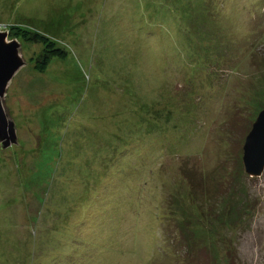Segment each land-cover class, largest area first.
Here are the masks:
<instances>
[{"label":"rangeland","instance_id":"374dc122","mask_svg":"<svg viewBox=\"0 0 264 264\" xmlns=\"http://www.w3.org/2000/svg\"><path fill=\"white\" fill-rule=\"evenodd\" d=\"M11 26L67 57L19 40L0 264H264V0H0Z\"/></svg>","mask_w":264,"mask_h":264},{"label":"water","instance_id":"95a60500","mask_svg":"<svg viewBox=\"0 0 264 264\" xmlns=\"http://www.w3.org/2000/svg\"><path fill=\"white\" fill-rule=\"evenodd\" d=\"M9 31L0 30V151L18 145L15 122L5 107L8 87L14 76L27 64L21 54L22 44L8 39ZM31 60V59H30ZM242 158L244 173L251 178L261 177L264 171V109L251 124L244 138Z\"/></svg>","mask_w":264,"mask_h":264},{"label":"trees","instance_id":"16d2710c","mask_svg":"<svg viewBox=\"0 0 264 264\" xmlns=\"http://www.w3.org/2000/svg\"><path fill=\"white\" fill-rule=\"evenodd\" d=\"M9 36L15 38L18 41L25 42L29 45L39 44L42 50L39 55H36L30 61L34 65L35 72L44 73L48 68L49 62L56 59H65L67 57V52H65L61 47H57L56 43L52 41L49 37L35 31H31L25 28H20L18 26H11L8 28ZM226 258L232 261L231 250L226 251ZM223 258V257H222ZM224 259V258H223ZM217 260V259H216ZM229 264V262H228Z\"/></svg>","mask_w":264,"mask_h":264}]
</instances>
